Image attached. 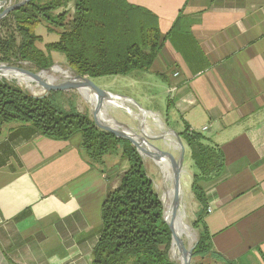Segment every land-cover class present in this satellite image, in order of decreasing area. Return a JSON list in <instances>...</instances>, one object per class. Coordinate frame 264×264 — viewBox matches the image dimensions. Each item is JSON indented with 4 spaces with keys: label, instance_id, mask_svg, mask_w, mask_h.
Here are the masks:
<instances>
[{
    "label": "crops",
    "instance_id": "0c3cea01",
    "mask_svg": "<svg viewBox=\"0 0 264 264\" xmlns=\"http://www.w3.org/2000/svg\"><path fill=\"white\" fill-rule=\"evenodd\" d=\"M128 2L156 15L165 37L152 66L135 78L155 87L167 112L173 107L183 122L176 132L189 127L224 155L219 175L199 181L206 206L196 201V210L203 213L209 247L195 261L264 264V0ZM66 9L73 13V3ZM54 35L48 42L58 40ZM117 83L96 84L136 101L112 90ZM143 92L137 91L142 97ZM132 104L103 102L109 111L119 107L139 122ZM143 108L149 132L165 131L160 106ZM172 137H162L169 153L178 151ZM185 146L181 205L174 212L188 223L186 191L193 192L198 170ZM127 169L119 153L107 154L102 165L90 164L80 135L59 140L31 124L7 127L0 136V264H93L103 204ZM161 169L166 184L168 173Z\"/></svg>",
    "mask_w": 264,
    "mask_h": 264
},
{
    "label": "trees",
    "instance_id": "16d2710c",
    "mask_svg": "<svg viewBox=\"0 0 264 264\" xmlns=\"http://www.w3.org/2000/svg\"><path fill=\"white\" fill-rule=\"evenodd\" d=\"M69 3L74 6L71 18L69 10L59 13ZM41 26L59 36L46 43L45 49L38 46L44 41L37 32ZM164 41L158 17L128 0H32L0 21L1 62H28L43 70L55 64L52 54L59 52L68 66L90 78L147 71ZM20 123L31 124L53 139L80 135L90 164H104L107 154L119 153L127 160L128 169L102 207L103 226L93 264H177L170 257L172 232L163 218V203L143 157L130 141L100 129L87 113L61 108L53 101V93L36 98L15 82L0 79V136L7 127ZM180 135L198 170L193 180L196 201L205 207L199 181L219 175L224 155L189 127ZM196 217L199 242L194 258L209 247L203 213Z\"/></svg>",
    "mask_w": 264,
    "mask_h": 264
},
{
    "label": "rangeland",
    "instance_id": "374dc122",
    "mask_svg": "<svg viewBox=\"0 0 264 264\" xmlns=\"http://www.w3.org/2000/svg\"><path fill=\"white\" fill-rule=\"evenodd\" d=\"M21 0H12V3L18 2ZM72 4V3H71ZM68 8V6L66 7ZM66 8H62L60 11L63 12L64 10L67 11ZM60 13V12H59ZM73 15L72 12L68 13V18H71ZM45 26L40 27L37 30H41L42 33H44L43 35H45V41L39 42L38 46L41 47L42 49H45V44L48 43V41L53 40V37L56 36L54 35L55 33H49L50 35H52L51 37L47 34L48 32L45 30L44 28ZM44 28V29H43ZM39 30V31H40ZM54 35V36H53ZM47 41V42H46ZM53 55H55V64L53 66L57 67L59 66L63 72H59V73H55L54 71H50V73L55 74V78L56 80L62 79L64 78L65 74L64 71H66V69L68 68L67 62H66V58L64 57V54L62 53H54ZM0 63H3L0 61ZM9 64V63H6ZM9 65H15V66H21L25 69L34 71V72H40L41 70H37V68L35 66H33L31 63L28 62H20L17 64H9ZM52 66V67H53ZM143 70H137L136 72H132L131 74L128 75L127 80L120 78L118 81L116 80V78L112 77V76H108L106 78H98L96 79V83H102L105 81H115L118 82L116 86L111 87L112 90L119 92V93H130L132 94V96L134 97V99L138 102V104L142 105L143 107H151V108H156L157 106H160V109L162 110V113H164V118L162 117V120L164 122V125L166 126V129L170 130L173 129L174 131H179L181 125H182V120L177 117H174L173 113H176L173 109V107H170V110L167 112V108L165 105V102L161 104V98H159V96L155 95V87H153L152 84H149V81L146 82V85H143L142 83H139L137 81L136 77V73L140 72L142 73ZM42 76H44L45 79H48V72H43ZM60 76V77H59ZM0 79H6L8 81H13L15 82L17 85H19L20 87H22L23 89H26L25 86L22 83H19L18 79L16 77L13 76H7V77H0ZM115 79V80H114ZM29 84L34 86V88L30 91L27 90L29 93H34V94H41L43 93V90L40 86L35 85L34 83H32L31 80H29ZM141 89L142 91L144 90V95L143 97L137 93V91ZM42 90V91H41ZM38 92V93H37ZM53 93V101L56 102V104H58L61 108L66 109V110H70L75 108L76 110H78L81 113H87L92 117V106L90 101L84 97V95L82 93H80L77 90H68V91H52L50 92V94ZM49 94V95H50ZM138 96H141L138 97ZM115 103H118L116 101H114ZM133 103V102H132ZM156 104V105H154ZM161 104V105H160ZM133 105V104H132ZM133 110L136 112H140V110L138 109L137 105H133L132 106ZM110 114L114 115V116H121V118L124 119V122L128 123L127 125L129 127H131L134 131H137V134L140 135L141 133V126L138 123V119H134L133 117H131L130 113H127L126 111H124L123 109H120L119 107L116 106H110ZM158 114V113H157ZM169 117V118H167ZM173 117V119H172ZM122 119V120H123ZM134 119V120H133ZM167 120V124L166 121ZM139 126V127H138ZM140 130V131H139ZM168 130V131H169ZM139 131V132H138ZM158 131V130H157ZM159 133V132H156ZM175 137V136H174ZM145 139V138H144ZM151 143L155 146H157L160 149L166 150V146L164 145V140L162 139H158V140H153V139H148L147 143ZM137 149V148H136ZM179 151H176L175 153L171 152L174 156L178 155ZM144 162H145V166L147 168V172L148 175L152 178V180L154 181V188L156 190V192L159 194L160 199L162 198L164 192L166 191V184H165V180H164V176H163V172L161 167L155 162L156 160L153 159L152 157L149 156H145L144 158ZM186 170V168H185ZM189 171V169H188ZM190 172V171H189ZM186 175V174H184ZM187 177V176H186ZM193 178V177H192ZM186 198H187V212H188V217H187V222L192 226V229L196 232L197 236L195 241L191 244L188 243V237L186 235L181 236L184 239V242L186 244V246H191L193 245L196 240L198 239L199 236V231H198V226H196V214H197V210H196V198L194 193L192 192V190L189 189L186 191ZM173 204V203H172ZM171 212L173 213L174 216L176 217H180L179 215H177L174 212V209L171 207ZM171 248H172V241H171ZM170 248V257L172 260H174L176 263L181 264L180 260L178 259L181 254L179 253V250L176 246V244L174 245V247L171 249ZM197 260L196 258L193 257V261Z\"/></svg>",
    "mask_w": 264,
    "mask_h": 264
},
{
    "label": "water",
    "instance_id": "95a60500",
    "mask_svg": "<svg viewBox=\"0 0 264 264\" xmlns=\"http://www.w3.org/2000/svg\"><path fill=\"white\" fill-rule=\"evenodd\" d=\"M12 0H0V21L10 14L13 10L26 5L32 0H21L15 3L11 2ZM55 66L43 69L40 72H34L28 69H25L21 66H15V65H9L6 63H0V77H7L5 75L4 71H14L20 74H24L26 76H29L31 78L32 83H34L37 86H40L43 89V93L41 94H32L36 98H44L47 97L50 92L52 91H68V90H77L80 93L83 94L82 90L87 89L94 93L97 98V103L94 107H92V114L95 121V124L102 130H105L107 132H111L114 135H116L119 138L126 139L130 141L139 151L141 156L144 158L145 156L152 157L153 159H161V157L165 156L168 157L171 163V167L174 173L175 178V195L173 199V206L174 210L178 207L181 201V193H182V177L183 173L185 172V152H186V146L185 143L181 137V135L170 129L169 131L173 133L176 137V140L179 145L178 149V155L174 156L173 154L169 153L166 150L160 149L156 147V151L149 148L150 145H148L146 139L142 138V136L138 135L136 131H134L131 127H129L125 123L121 122H113L109 121L107 119H103L99 117L100 112L102 111V105L105 99H107L109 96H118L123 98H128L124 95H117L114 94L100 86H98L90 77L83 76L80 73H78L77 70L73 69L72 67L68 66L66 71H64V78L59 80H52L45 79L44 76H42V73L44 71H54ZM132 101H134L132 99ZM138 107V109L145 110L140 104H138L136 101H134ZM92 106V104H91ZM151 139L158 140L162 139V135L154 136ZM162 201V199H161ZM163 203V201H162ZM164 207V203H163ZM163 218L167 222L168 226L170 227V230L172 232V248L176 244L179 253L181 254V264H192L193 261V253L194 249L196 248V245L199 242V236L196 242L191 246H186L184 239L180 237L175 229L174 224L172 221H168L165 217V209L163 211ZM171 248V249H172ZM178 264V263H177Z\"/></svg>",
    "mask_w": 264,
    "mask_h": 264
},
{
    "label": "bare ground",
    "instance_id": "6f19581e",
    "mask_svg": "<svg viewBox=\"0 0 264 264\" xmlns=\"http://www.w3.org/2000/svg\"><path fill=\"white\" fill-rule=\"evenodd\" d=\"M0 7H1V5H0ZM44 72H48V71H44ZM54 72L55 73H59V72L62 73L63 70L59 66H57V67H55ZM54 72H53V74L48 72L47 78L50 81L56 79ZM4 73L7 76L16 77L18 79L19 83H22L27 90L30 91V89L32 90L34 88L33 85L31 87V85L29 84V80H31V78L29 76H26L24 74H20V73L14 72V71H4ZM82 92H83L84 97L87 98L91 102L92 107H94L96 105V103H97V98L98 97L94 93H92L91 91H89L87 89L82 90ZM105 100L106 101L127 102V103L128 102H131V103L133 102L134 104H136L134 101H132L130 99L123 98V97H118V96H114V95L113 96H109ZM138 114H139L138 115L139 116V122L138 123L141 126L140 136H142V138H145L146 141H148V139H151L154 136H159V135H162V137L169 136V135L173 136V137L175 136L173 133L168 131L169 129L168 130L166 129L165 131L157 133V134L150 133L149 130H148L149 129L148 128V121H150V118L148 117L149 113L147 114V111L141 110L140 112H138ZM99 117L103 118V119H107L109 121L113 120V122H115V123L119 122L113 115L110 114V111L104 105H102V111L100 112ZM174 138L176 140V137H174ZM176 142H177V140H176ZM148 145H150V144L148 143ZM177 145H178V142H177ZM149 148L152 149V146L150 145ZM178 149H179V145H178ZM155 162L159 166L165 168L167 170V173H168L167 174V179H166V191L164 192V194H163V196L161 198L163 203H164L165 217H166V219L168 221H172L173 222L174 229H175L176 233L180 237L183 236V235H186L188 237V241H189L188 243L192 244L195 241V239H196V236H197L196 232L192 229V226L190 224L186 223L180 217L174 216L173 213L171 212V205H172V202H173V199H174V194H175V178H174V173H173V170H172V167H171V163H170V161H168V160H166V159H164L162 157H161V159H157ZM178 259L180 260V263H181V261H182L181 256Z\"/></svg>",
    "mask_w": 264,
    "mask_h": 264
},
{
    "label": "built area",
    "instance_id": "2783aa9c",
    "mask_svg": "<svg viewBox=\"0 0 264 264\" xmlns=\"http://www.w3.org/2000/svg\"><path fill=\"white\" fill-rule=\"evenodd\" d=\"M208 211L210 212L211 211V208L209 207Z\"/></svg>",
    "mask_w": 264,
    "mask_h": 264
}]
</instances>
